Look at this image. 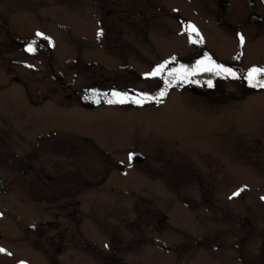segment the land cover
Returning <instances> with one entry per match:
<instances>
[{"label":"rangeland","instance_id":"374dc122","mask_svg":"<svg viewBox=\"0 0 264 264\" xmlns=\"http://www.w3.org/2000/svg\"><path fill=\"white\" fill-rule=\"evenodd\" d=\"M137 1L141 12L136 10ZM209 2L193 0L188 7L177 0H166L165 5L156 8L147 0H0V176L7 188L6 194H0V248L5 250L0 252L1 261L6 264H104L108 258L110 264H221L215 257L208 258L201 245L196 246L203 229L202 197L200 185L194 178L190 181L188 174L202 171L206 161L210 169L216 166L232 171L233 154H217L215 149L207 153L202 148L209 144L226 146L227 141L231 145L233 134L238 130L235 121L238 108L246 103L245 99L256 98L258 103L264 99V91L224 90L222 95L214 97L220 98L219 103L212 105L211 96L205 91L195 87L190 91L174 88L166 101L158 100L156 106L127 110L81 107L80 115H75L78 112L74 105H60L59 113L53 115L56 121H62L58 123L63 128L60 132L71 137L76 129L80 134L77 137L80 158L76 167V154L63 149L55 138H36L45 123L40 110L48 102L55 103L45 101L35 106L25 100L24 105L32 108L30 112L15 111L21 105L11 106L23 91L24 85L20 82H28V78L35 83L46 81L42 76L49 61L70 78L74 76L73 69L66 68L76 66L82 72L81 79L89 81L100 72L111 77L123 74L122 60L130 64L138 61V69H145L156 59L153 55L156 49H178L176 52L181 56L191 52V55L212 53L222 57L220 43L214 40L219 26L208 7ZM172 5H180L175 15L186 14L196 29L191 42H186L187 52L177 48L178 41L186 37L178 31V21L171 14ZM99 14L101 21L97 20ZM158 32L165 33L164 39L156 36ZM6 33L31 42L26 46L4 43ZM197 35L202 36L199 41ZM26 47L34 51L26 53ZM255 51L264 57V47H256ZM84 61H95V64L86 66ZM9 65L16 66L20 80H11L14 74L5 69ZM39 65L45 68H25ZM154 85V79L144 77L136 86L149 89ZM255 113L261 116L240 129H254L264 121V102L255 107ZM101 121L114 136V148L125 139L123 136L131 137L135 140L132 145L143 149V159L130 161L128 154L122 152L112 154L109 162L97 155L98 152L94 153L95 144L86 136L93 131L92 123ZM105 132L101 128L96 135L100 137ZM116 135H120L118 142ZM47 146L51 149H46ZM47 155L60 158L64 178L61 176V181L46 188L52 195L49 202L23 205L28 181L35 178L42 182L44 178L42 170L43 164L48 165L44 160ZM260 155L253 159L260 160ZM118 156L127 161L125 171L114 162ZM24 167L28 168L26 173L22 172ZM37 184L42 185L39 181ZM53 194H58L59 199L54 200ZM62 198L64 205L60 208ZM71 199L79 200L74 208ZM185 200L196 205L192 211ZM27 209L31 215L21 212ZM57 209L59 215H56ZM62 209L65 212L75 209L71 213L75 218L61 213ZM143 212L146 214L141 218ZM209 218L214 225L222 224L215 215ZM43 219L59 221L63 229L61 247L41 249L26 239L24 223ZM195 225L199 226L198 232ZM192 226L194 232L188 239L186 232ZM47 229L49 234H54L55 221ZM28 236L34 241L35 234ZM179 241L181 245L175 247L173 242ZM161 242L171 245V250ZM188 242H193V246L187 248ZM19 258L23 261L19 262Z\"/></svg>","mask_w":264,"mask_h":264},{"label":"flooded vegetation","instance_id":"af4514ba","mask_svg":"<svg viewBox=\"0 0 264 264\" xmlns=\"http://www.w3.org/2000/svg\"><path fill=\"white\" fill-rule=\"evenodd\" d=\"M147 1L149 4L153 2L156 8H160L162 4L165 5L164 3L166 2V0ZM177 1L180 5L183 4L188 7L193 3V0ZM180 5H172L171 14L175 15V12L181 9ZM208 7H210L214 19L219 26L218 35L214 40L220 43L222 57L219 55L215 57L212 53L207 55L205 53L191 55V52H187L186 42H191L193 39V31L190 25L194 24L191 18L181 12L175 15V17L178 21V31L183 33L186 39H184V41L177 40L179 43L177 48L183 49L182 51L185 50L184 52H187L186 55H179L177 53L178 49H173L172 51L156 49L153 52L156 59L153 61V64H148L149 66L145 69H138V61H136L135 64H130L125 62L126 60H122L124 67L123 74L121 73L120 75L111 77L107 73L100 72L98 76L90 77L89 81L81 79L82 72L80 68L68 66L66 70L72 71L73 69L72 74L74 76L70 78L67 76V73H64L63 69L55 68L51 64V61H49L47 71L42 76V79L46 81L35 83L28 78V82H20V84L24 85L23 91L20 92V98L15 99L16 101H13L11 106L21 105V107L16 108L15 111H17V109H23L25 112H30L32 108L24 105L25 100H27L30 105L35 106H39L45 101L55 103V105H52L48 102L44 105L42 110H40L43 112L42 115H44L45 123L43 124V129L36 134V138H55V140L58 141V145H61L63 149L66 148L67 150H71L74 155L76 154L75 159H78L75 162L76 164H74L76 167L80 158V147L77 138L80 137V134L76 129H73V136L71 137L64 136L60 132L63 128H60L58 123L62 121L58 122L56 121L57 118L53 117L56 112L59 113L57 107L60 105H74L77 110L76 112H78L75 115H80L79 111H81V107L88 109L98 107V109L120 108L127 110L129 108L142 109L144 107L156 106L155 104L158 100H160V103L165 102L174 88L190 91L195 87L205 91L211 96L210 101H213L212 105L219 103L220 98L214 97H216L217 94L222 95L224 90L234 89L244 92L264 91V88L250 86L244 79L247 70L253 66L264 67V57L261 56L259 51H255L256 47H264V0H210ZM136 10L138 12L142 11L139 1H137ZM107 12L108 11H106V13ZM97 20L101 21V14H99ZM241 35L244 37L243 44L240 42ZM135 36L138 37L137 34H135ZM156 36L160 37L162 40L165 37V33L158 32ZM201 37V35H197L198 41ZM2 41L4 43H18L24 46L31 42V40L22 41L12 33H6ZM29 48L30 47H26V53L29 52ZM125 54L126 53H124V56ZM206 58H210V62H206L201 66L200 62L205 61ZM84 62L86 66L92 65L93 63L95 64V61ZM165 62H167L166 67L160 76L153 77L147 75L158 65L165 64ZM76 63L77 61H75V64ZM214 65L230 69L237 74V78L228 75L227 72H218L216 68H213L212 71L203 70L204 67H213ZM15 67L16 66L9 65L5 69L7 73L14 74L10 77L11 80H20V78L16 76ZM40 67L42 66H28L25 68L38 70ZM44 68L45 67H42L41 70ZM170 71L174 72L173 76L167 75ZM193 72L195 74H192ZM144 77L154 79L155 85L149 89H146L145 86H136ZM209 84H211V86H209ZM160 91H165L166 95L158 98V100H150L144 104L108 102L109 100L116 99V97L111 95L113 92L126 93L130 97H138L141 93L155 96ZM239 93L240 92H237V94ZM25 97L27 98L24 99ZM245 101L246 103L243 104L241 108H238L235 115L238 130L233 134L231 145H228L230 141H227L226 146L209 144L202 148L203 151L206 150L205 152L207 153H209V150L215 149V153L217 154L223 153L228 156L233 154L235 162H232V171L228 170V172H226L224 167L216 166L210 169L211 167H208V162L206 161L204 162L202 171L195 172V174L190 171V175L188 174L190 181L194 178L200 185L202 197L201 227L203 229L200 240L197 239L199 241H196V246L201 245L202 249L204 248L206 250L208 258L213 259L215 257L221 264H264V121H260L256 124L254 126L256 128L254 129H240L243 124L252 122V120L257 119L256 117L261 116H257L255 107L259 106V104L261 105L264 99L259 100L258 103L256 98L245 99ZM98 109L96 111L100 112ZM77 122L78 119L75 118V126H77ZM98 124L100 125L99 128L97 127ZM106 126L105 122L103 123L102 121L100 123H92L93 131L86 136L95 144L94 153L97 154L98 152L97 155L112 162V154L124 152L128 154L127 159H129L130 154L143 152L142 148L132 145L135 140H131V137L127 138L123 136L125 139H122V142L119 143L120 135H116V137H118V147L114 148L112 146L114 136L106 129ZM249 126L252 127L251 125ZM101 128L110 134L105 132L102 133V136H97L96 134H98ZM46 149L51 148L47 146ZM81 152L85 153L84 150ZM259 153L262 154V156L260 155V160L256 159L255 161L253 157L259 155ZM118 157L114 159V162L122 171H125L127 161H122L121 158ZM44 160L48 162L47 166L43 164L42 175L44 178H42V182L35 178L28 181L26 184L27 198L23 205L27 203L28 205H33V203L37 201L49 202L48 200L52 195H50L51 193H49L46 188L61 181V176L64 178V171L60 158L54 159L47 155ZM103 163L106 164V161ZM24 169H26V171H24ZM27 171V167L22 168L23 173ZM75 175L76 172L74 173V177ZM1 180L3 190H0V194H6L7 188L5 187V181L2 177ZM37 181L42 184L41 187H39ZM90 183L92 184L91 181ZM37 189L40 190L39 193L35 192ZM236 192L240 194L233 195ZM53 196L55 197L54 200L59 199L58 194H53ZM70 201L74 202L73 205H71L73 208L79 204L78 199H71ZM185 201L188 208L192 211L196 205H193L191 201ZM209 201L212 202V206ZM63 202L64 199L62 198L58 207H63ZM17 206L21 207L22 205L19 206L18 204ZM72 210L68 212L64 210L61 213L71 215L72 218H75L71 214L75 212V209ZM21 212L25 215H31L28 209L27 211L24 210ZM57 214H60L59 209L56 210V215ZM145 214L146 213L143 212L140 217L142 218ZM213 215H215L222 224L214 225V222L209 218ZM195 217H197V215H195ZM52 221H55L56 224L54 234H56L57 237H54V234H49L47 229V225ZM155 221H157V218H155ZM58 222V220L54 219L26 221L24 223L26 229L24 235L26 239L28 237L30 243H34L41 249L59 248L62 246L63 229H60V224H58ZM194 227L197 228L195 232H198L199 226L195 225ZM201 227L199 232L201 231ZM154 228L158 229V227H153V229ZM210 228H214V230L210 231ZM192 232H194L193 226L186 232V237L188 238V235ZM29 234H35L34 241L33 238L30 239L28 236ZM55 240L57 241L55 242ZM190 243L188 242L187 248L193 246V242ZM108 244L109 243L106 245ZM173 244H175L176 247V245H181V241L176 243L173 242ZM161 245L171 250V245L163 244V242H161ZM14 260L15 259H13V261ZM18 261H23V258H19ZM0 263L6 264L1 260ZM104 264H110L108 258L105 259ZM125 264L128 263L125 262Z\"/></svg>","mask_w":264,"mask_h":264},{"label":"snow or ice","instance_id":"6c2138e0","mask_svg":"<svg viewBox=\"0 0 264 264\" xmlns=\"http://www.w3.org/2000/svg\"><path fill=\"white\" fill-rule=\"evenodd\" d=\"M190 28L193 32L196 31L194 25H190ZM102 35V32L99 33ZM37 35L42 36V33H37ZM240 42L241 44L244 43V37L240 36ZM28 51H34L31 47L28 49ZM206 62H210V58H206L205 61H201L200 64L203 66ZM167 62L165 64L158 65L151 73H148L149 76H160L166 67ZM213 68H216L218 72H227L228 75L237 78V74L230 69L223 68V66H213V67H204V71H212ZM192 74H195L194 72ZM168 76H173L174 72L170 71L167 74ZM244 79L249 83L252 87H260L264 88V67H257L253 66L252 68L248 69L246 72V75L244 76ZM211 86V84H209ZM113 97H116L115 100H109V103H135V104H144L147 103L150 100H158V98L163 97L166 95L165 91L158 92L155 96H149L148 94L141 93L138 97H130L126 93H119V92H113L111 93ZM132 158V154H130L129 159ZM242 191V190H241ZM239 192L234 193L233 195H239ZM5 251L4 249L0 248V252Z\"/></svg>","mask_w":264,"mask_h":264},{"label":"water","instance_id":"95a60500","mask_svg":"<svg viewBox=\"0 0 264 264\" xmlns=\"http://www.w3.org/2000/svg\"><path fill=\"white\" fill-rule=\"evenodd\" d=\"M131 159H134L138 162H140L142 159H143V154L141 153H135V154H132V158ZM24 171H26V169H24ZM2 180L0 178V190L2 189Z\"/></svg>","mask_w":264,"mask_h":264}]
</instances>
